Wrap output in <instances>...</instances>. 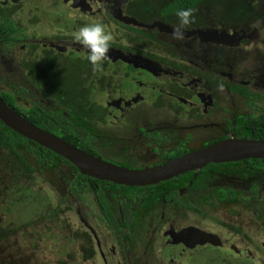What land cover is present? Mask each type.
I'll use <instances>...</instances> for the list:
<instances>
[{"label":"flooded vegetation","instance_id":"1","mask_svg":"<svg viewBox=\"0 0 264 264\" xmlns=\"http://www.w3.org/2000/svg\"><path fill=\"white\" fill-rule=\"evenodd\" d=\"M171 1L0 0V35L7 37L0 42V96L23 111L36 106L61 131L70 122L71 138L86 150L76 147L127 168L159 165L224 139L264 140L263 14L234 23L212 0H199L177 41L170 34L182 9ZM58 7L73 25L56 27L61 19L49 13ZM97 22L113 35L100 71L73 39ZM216 29L238 35L216 43L200 34ZM59 163L63 173L50 189L57 212L76 219L63 221L70 257L178 264L209 247L264 264V158L209 163L145 186L77 183L81 173ZM49 171L39 174L50 187ZM213 253L214 264H244Z\"/></svg>","mask_w":264,"mask_h":264},{"label":"rangeland","instance_id":"2","mask_svg":"<svg viewBox=\"0 0 264 264\" xmlns=\"http://www.w3.org/2000/svg\"><path fill=\"white\" fill-rule=\"evenodd\" d=\"M213 3V2H212ZM214 8L221 10L224 5L218 3L213 4ZM49 13V12H48ZM49 15L51 17H58L61 22L56 23V27L63 26L64 21L73 25L71 20H68V14L65 10L51 9ZM63 17V19L61 18ZM221 41H217L219 43ZM202 44V49H207L208 46ZM196 49H198L196 47ZM206 58L208 54H203ZM215 61H224L227 63L229 59H220L215 57ZM212 59V58H211ZM13 84H8L11 86ZM13 87V86H12ZM16 90V89H15ZM22 93V90H17ZM29 103L36 102L35 99H27ZM25 100H21L20 103H24ZM22 151L25 149L21 146ZM30 159V158H29ZM53 166V169H52ZM50 173L47 179L50 182V187L45 186L41 177H37V174H31L24 176L20 169L17 167L15 159L2 147H0V264H103L98 258L83 260L80 259L79 254L76 253V257H70L68 254L72 253V244L70 241L71 232L69 228L65 227L63 221L72 223L76 222L75 217L66 215L64 212H55L57 208L58 198L51 193L52 186L55 185V175L63 173L60 168L59 161L53 163ZM15 171L18 177L19 188L25 187L29 191L24 195L21 191H15L18 197L27 199V202H13L14 191L11 196L12 175ZM41 178V179H40ZM11 183V184H10ZM17 184V183H15ZM21 184V185H20ZM14 185V184H13ZM51 188V189H50ZM54 191V190H53ZM22 193V194H21ZM54 196V198H53ZM53 198V199H52ZM55 199V200H54ZM68 201H71L70 199ZM13 203V204H12ZM60 209V208H58ZM61 209H64L63 205ZM51 213L53 215L51 216ZM59 216V219L57 218ZM58 219V220H57ZM207 249V250H205ZM203 251H199L191 257L183 258L178 264H214L216 260H212L214 253L216 255H222L231 259L239 260L244 264H254V262L248 259H243L237 256L233 250L205 248ZM118 264V262H110V264ZM159 262L154 260L149 264H158ZM224 264H232V262L225 261ZM163 264H173L171 261ZM222 264V263H219Z\"/></svg>","mask_w":264,"mask_h":264},{"label":"water","instance_id":"3","mask_svg":"<svg viewBox=\"0 0 264 264\" xmlns=\"http://www.w3.org/2000/svg\"><path fill=\"white\" fill-rule=\"evenodd\" d=\"M200 34L217 41L238 35L234 31L226 33L224 30L217 29L200 31ZM0 122L27 140L60 156L82 175L126 186L156 184L178 174L199 169L209 163L264 158V140L229 138L159 165L141 169L127 168L93 156L38 127L7 105L1 96Z\"/></svg>","mask_w":264,"mask_h":264},{"label":"trees","instance_id":"4","mask_svg":"<svg viewBox=\"0 0 264 264\" xmlns=\"http://www.w3.org/2000/svg\"><path fill=\"white\" fill-rule=\"evenodd\" d=\"M197 1L199 0H172L170 4V8H175L173 10H179L183 8L189 9L193 7L195 5L193 3ZM212 1L214 5L215 3H218V2L224 5L223 7H221L222 8L221 10H217V11L219 13H222L225 19L232 20L234 23L243 22L244 20L248 19V17L250 16L252 17L254 16L255 19L253 20H256L258 16H260V14H263L259 20L262 23V26L260 27L264 28V0H212ZM4 41L5 42L7 41V37L4 35H0V42H4ZM2 98L10 107L14 108L18 113H20L28 121L32 122L33 124L37 125L40 128L47 130L50 133L60 136L61 138L65 139L71 144H74L77 146L82 145V148L86 150V147L83 146V143L78 142L79 139L74 140L71 138L73 137L74 133L70 131L71 128L69 127L72 126L70 122H66V124L64 125V127L67 128L68 131L67 130L61 131L56 126L58 124V121L56 123H53L52 121L48 120L50 118H45L42 115H40L41 111L36 106H33L32 108L23 111L17 108L16 105H13V101L7 95L6 96L3 95ZM46 114L52 117L51 112H48ZM58 118H60V115H58V117L56 115H53L54 120ZM21 146L25 149V152L21 150L20 148ZM0 147H2L5 151H7L15 159L18 169H20L21 173L24 176L25 175L29 176L31 174L38 173L36 178H33L32 181L36 180L37 177H41L39 172H43V171L47 172V170H50L53 163L57 161H62V160L66 161L60 156L53 153L52 151L30 140H27L26 138L13 132L8 127H6L4 124H2V122H0ZM17 174L18 173L13 171L12 183L14 185L12 184V186L14 187L11 188L10 190L11 192L9 193V196H11V194H13V191H14L13 195H14L15 200L13 202H16V204L20 199L21 201L19 202H27V199H22V197H18L15 193V191H21L22 193L26 191L25 187L19 188V185H18L19 179L17 177ZM85 179L91 180L92 182L99 183L97 179L88 178L81 174L78 175L76 182L79 183L80 181L82 182ZM27 191H29L28 188H27ZM26 192L23 194L26 195ZM55 212H57V209H55ZM52 215L53 213H51V216Z\"/></svg>","mask_w":264,"mask_h":264},{"label":"clouds","instance_id":"5","mask_svg":"<svg viewBox=\"0 0 264 264\" xmlns=\"http://www.w3.org/2000/svg\"><path fill=\"white\" fill-rule=\"evenodd\" d=\"M179 24L173 27L171 38L177 41L185 39V30L192 23L193 10L182 9L177 12ZM73 39L87 50V60L94 71H100L109 57L113 35L106 30L102 22L84 25L75 33Z\"/></svg>","mask_w":264,"mask_h":264}]
</instances>
